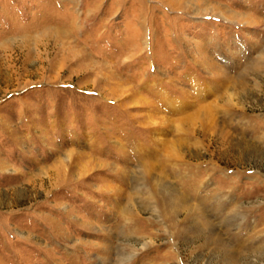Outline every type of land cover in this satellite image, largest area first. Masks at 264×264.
<instances>
[{"label":"rangeland","instance_id":"1","mask_svg":"<svg viewBox=\"0 0 264 264\" xmlns=\"http://www.w3.org/2000/svg\"><path fill=\"white\" fill-rule=\"evenodd\" d=\"M261 53L264 0H0V264H264ZM141 161L185 225L123 218ZM218 204L233 259L190 230Z\"/></svg>","mask_w":264,"mask_h":264},{"label":"bare ground","instance_id":"2","mask_svg":"<svg viewBox=\"0 0 264 264\" xmlns=\"http://www.w3.org/2000/svg\"><path fill=\"white\" fill-rule=\"evenodd\" d=\"M208 9H211L212 11L211 10H209V11H211V13H213L214 15L220 14V13H217L216 11H213V7H209ZM202 10H204V9H202ZM200 13L204 14L203 12H200ZM205 14H208V10L206 11ZM263 65H264V53L261 55V59L258 60L257 63L254 62V64H253L254 68H252V69H254L255 72L261 73L260 69L262 71ZM223 81H225V80H223ZM230 82H231V80H230ZM243 82H244V80H243ZM243 82L241 83V85L240 84L239 85L243 86L245 83V82L244 83ZM227 104H228V101H227ZM227 104H226V106H227ZM231 104L232 103H230L228 105H231ZM226 112H227V110H226ZM185 164H186V162H185ZM179 165L180 164H178V161H175L173 163L171 161H163V163H162V161L160 163L150 162V161H141L140 163L135 165L134 169L128 170V171L125 170L126 172L124 171V173L128 174V179L126 182L129 183V181H130L129 184H130V188H131L130 190L132 191V198H133V200H135L136 197L138 196L137 198L139 200L136 202L133 201L132 203H129L128 206H124L123 208H121L122 206L119 207L122 210L123 218L125 220H130L133 223H135L137 218H136L135 212H133V207H134V208H138L141 210H151V211L160 212L167 219L166 221H170V223L174 224V226L176 225V228H179V226H182V224L185 225L184 223H179V221L175 218L174 214L177 212L184 211L186 213H189L186 216L187 218H189L190 213L193 209V206H195L196 203L193 202V201H195V199L189 193L190 191L186 192L183 188L184 186H182L181 184H178L176 180L173 181L170 179L172 177L177 179L176 177L184 175V174H182V172L176 171L177 169H175V168L179 167ZM169 166L170 167L174 166V168L172 167L173 169L170 172L167 169V168H169ZM187 166H190V165H187ZM130 172H131V174H130ZM122 173H123V171H122ZM125 174H124V176H125ZM121 177H122V175H121ZM179 178H178V180H179ZM191 183L194 185V189H196L197 191L201 190V187H202L201 182H199L198 185H196L194 181H191ZM204 196H207L208 200L212 199V197L210 196V194L208 192H206V195L204 194ZM198 200H201V199H198ZM202 200H206V199H202ZM216 206L217 207H215V208H211V209H213L212 210L213 213H215V216L210 214V216L212 215V218L206 217L207 216L206 212H196V214H198V215H196V218H198L196 223H200L201 226L196 225L195 227H191L190 230L194 229L195 230L194 232H196V231L197 232L198 231L199 232L200 231L205 232L210 244H213L216 249L225 250L224 251L225 258L233 259L234 257H236L241 252L240 251H232L231 245L229 242L231 240L230 236L228 237V235H227V237L226 236L222 237V235L224 236L225 234H228L227 231L225 232V231L218 228V227H223V224L225 223V217H222L224 213L221 210L224 207L221 204H218ZM137 213H139V212H137ZM192 222H193V220H192ZM204 226H206V227H204ZM185 231L186 230H181L179 232L177 231L178 238L176 236H174V237L181 240L182 237L184 236ZM236 239L238 240L239 238L236 237ZM117 260L120 262V264H124V262H125L122 258L121 259L119 258Z\"/></svg>","mask_w":264,"mask_h":264}]
</instances>
